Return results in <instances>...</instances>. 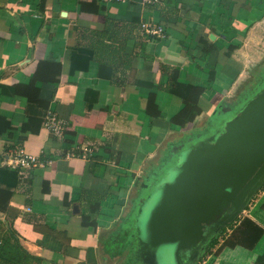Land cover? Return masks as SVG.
<instances>
[{"label":"crops","instance_id":"crops-1","mask_svg":"<svg viewBox=\"0 0 264 264\" xmlns=\"http://www.w3.org/2000/svg\"><path fill=\"white\" fill-rule=\"evenodd\" d=\"M144 20L164 36L144 39ZM263 26L264 0H0V242L35 264H144L133 215L147 173L247 98ZM18 145L43 165H2ZM232 223L198 262L264 264V183Z\"/></svg>","mask_w":264,"mask_h":264},{"label":"water","instance_id":"water-1","mask_svg":"<svg viewBox=\"0 0 264 264\" xmlns=\"http://www.w3.org/2000/svg\"><path fill=\"white\" fill-rule=\"evenodd\" d=\"M215 125L145 185L133 215L136 255L144 264H159L158 253L166 250L171 264H196L210 238L263 185L264 81Z\"/></svg>","mask_w":264,"mask_h":264},{"label":"built area","instance_id":"built-area-1","mask_svg":"<svg viewBox=\"0 0 264 264\" xmlns=\"http://www.w3.org/2000/svg\"><path fill=\"white\" fill-rule=\"evenodd\" d=\"M142 2L147 5L166 4V0H142ZM140 29L144 38L147 39L150 37L164 36V27L162 26V24H153L148 22L147 20H144L140 24ZM43 126L50 130L51 133L57 137L62 135L63 123L50 112H48L45 116L43 120ZM1 163L2 165L8 166L23 174L32 171L37 166L43 165V163L40 162L37 156L25 152L24 149L19 145L8 148L3 153ZM201 263H203V261H201Z\"/></svg>","mask_w":264,"mask_h":264},{"label":"trees","instance_id":"trees-1","mask_svg":"<svg viewBox=\"0 0 264 264\" xmlns=\"http://www.w3.org/2000/svg\"><path fill=\"white\" fill-rule=\"evenodd\" d=\"M154 6V5H153ZM109 23H107V28L109 27ZM107 30V29H106ZM144 38V36H143ZM147 39V38H144ZM113 43V42H110ZM236 106V105H234ZM229 108L228 111H232L235 107ZM190 107H186L183 111L177 114L174 117V121L179 123H185L188 120V115L190 113ZM4 123V122H3ZM2 123V125H3ZM23 139H21L22 141ZM3 158V157H2ZM9 169H12L6 166ZM15 170V169H12ZM16 171V170H15ZM233 226V223L228 224L226 227L222 228L217 234L213 235L208 243L206 244L205 248L208 249L211 245L219 240L220 237H223L226 233V229H230ZM202 256V255H201ZM40 258L31 255L19 242L16 238H12L10 236L4 238L0 242V264H35L40 262ZM201 260V258H200ZM201 262V261H200ZM196 264H201L197 262Z\"/></svg>","mask_w":264,"mask_h":264},{"label":"rangeland","instance_id":"rangeland-1","mask_svg":"<svg viewBox=\"0 0 264 264\" xmlns=\"http://www.w3.org/2000/svg\"><path fill=\"white\" fill-rule=\"evenodd\" d=\"M261 27H260V29H262ZM258 30L259 29L255 30V31H258ZM250 44H251L253 49L254 48L256 49L257 52L252 57H249L248 67H247V70L244 74V78H246V80H253V82L250 84V88L248 90H245V92H246L245 95H247V96L249 94H251L252 92H254L257 88H259L261 86L262 82L264 81V32H262V31L257 32L256 33V40L254 38V41H252V42L250 41ZM181 143H183V142H181ZM177 147L181 148L180 144H177ZM166 166H167L166 161H164L154 171L148 172L147 173L148 179H147L146 184L151 183L152 177L153 178L159 177L162 170ZM148 205H149V203L146 204L145 209H147ZM166 252H168V251L166 250V251H163L161 253L160 252L158 253L157 259H158L159 264H164L166 262H169V264H171V257L168 256V253H166Z\"/></svg>","mask_w":264,"mask_h":264}]
</instances>
